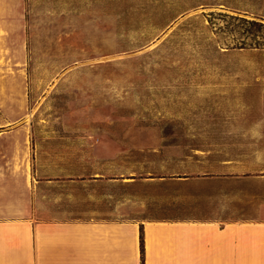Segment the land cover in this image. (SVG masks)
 Returning <instances> with one entry per match:
<instances>
[{"label": "rangeland", "instance_id": "rangeland-1", "mask_svg": "<svg viewBox=\"0 0 264 264\" xmlns=\"http://www.w3.org/2000/svg\"><path fill=\"white\" fill-rule=\"evenodd\" d=\"M7 2L2 220L254 216L264 0Z\"/></svg>", "mask_w": 264, "mask_h": 264}, {"label": "crops", "instance_id": "crops-1", "mask_svg": "<svg viewBox=\"0 0 264 264\" xmlns=\"http://www.w3.org/2000/svg\"><path fill=\"white\" fill-rule=\"evenodd\" d=\"M7 1L0 2V27L2 16L16 14ZM237 178L264 184L262 173L229 171L224 187ZM0 264H264V201L245 219L2 220L0 185Z\"/></svg>", "mask_w": 264, "mask_h": 264}]
</instances>
